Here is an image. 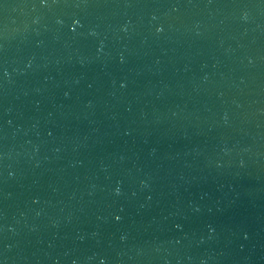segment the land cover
Wrapping results in <instances>:
<instances>
[{
    "label": "water",
    "instance_id": "water-1",
    "mask_svg": "<svg viewBox=\"0 0 264 264\" xmlns=\"http://www.w3.org/2000/svg\"><path fill=\"white\" fill-rule=\"evenodd\" d=\"M0 264H264V0H0Z\"/></svg>",
    "mask_w": 264,
    "mask_h": 264
}]
</instances>
